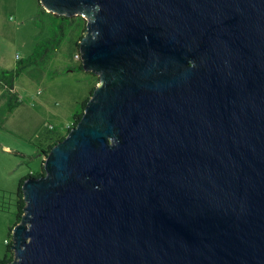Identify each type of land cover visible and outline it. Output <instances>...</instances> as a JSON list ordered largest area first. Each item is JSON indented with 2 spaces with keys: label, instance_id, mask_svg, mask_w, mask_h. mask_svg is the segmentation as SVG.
Listing matches in <instances>:
<instances>
[{
  "label": "water",
  "instance_id": "1",
  "mask_svg": "<svg viewBox=\"0 0 264 264\" xmlns=\"http://www.w3.org/2000/svg\"><path fill=\"white\" fill-rule=\"evenodd\" d=\"M39 2L99 81L5 264H264V0Z\"/></svg>",
  "mask_w": 264,
  "mask_h": 264
},
{
  "label": "rangeland",
  "instance_id": "2",
  "mask_svg": "<svg viewBox=\"0 0 264 264\" xmlns=\"http://www.w3.org/2000/svg\"><path fill=\"white\" fill-rule=\"evenodd\" d=\"M44 19L38 0H0V190L8 193L17 190L21 178L41 172L44 156L40 155V146L45 145L49 130L65 131L72 124L74 113L89 97L95 79L84 70L65 72L81 62L75 55L76 26L53 53L50 63L44 67L26 66L14 77V91L5 86L11 74L3 76L2 72L15 71L35 43L47 36L46 27L40 28ZM11 94L22 103L9 108ZM15 212L12 204L7 211H0V224L6 223L0 229V259L12 240L9 227L15 221Z\"/></svg>",
  "mask_w": 264,
  "mask_h": 264
},
{
  "label": "trees",
  "instance_id": "3",
  "mask_svg": "<svg viewBox=\"0 0 264 264\" xmlns=\"http://www.w3.org/2000/svg\"><path fill=\"white\" fill-rule=\"evenodd\" d=\"M39 2V0H38ZM39 7L41 14L44 15L47 20H43L41 22L40 28L48 30L47 36L39 41H37L33 47L32 52L29 54V56L19 62V67L13 71L12 73L9 72H2L3 76L10 75L9 83L6 81L5 86L8 87L9 90L14 91L13 88V81L14 77H17L19 73L26 67V66H37V67H44L46 64L50 63L52 59L53 53L58 49L62 44H64L68 33L71 29L75 28L77 26V40H76V48L77 52L79 53V43L83 38V35L86 30V23L87 20L81 16H65V15H59L55 14L53 12L46 11L42 5L39 2ZM75 54V55H76ZM81 61V60H80ZM75 70H82V64L81 62L78 64V66H70L66 68L65 72H71ZM59 71H52L50 72L51 75L58 73ZM89 75L95 77V79L99 80V77L93 73L87 72ZM93 81V87L90 91V95L92 94L95 86L96 81ZM89 97L81 102L80 106H78V109L73 115V122L70 126L65 128V131L56 130L54 128L49 130V133L47 135V140L44 146H40L41 153L40 155L46 156L54 144L62 140L65 135L68 133V131L77 124V122L80 120L84 108L86 106V103L88 101ZM22 103L21 100L16 96H13L12 94L9 96V102L8 106L9 108H12L15 104ZM42 170L40 173H29L27 176L23 177L19 181L18 188L13 193H8L6 191L0 190V211H7L9 206L12 204L15 207V221L14 223L9 227V235L12 238V229L15 224H17L22 217V214L24 212V206H25V200L23 198V192H22V184L27 177H33L38 176L44 173V160L42 161ZM12 240L8 242L7 244V250L3 258L0 259V264H5L9 260L13 258V251L11 249Z\"/></svg>",
  "mask_w": 264,
  "mask_h": 264
},
{
  "label": "crops",
  "instance_id": "4",
  "mask_svg": "<svg viewBox=\"0 0 264 264\" xmlns=\"http://www.w3.org/2000/svg\"><path fill=\"white\" fill-rule=\"evenodd\" d=\"M4 148L8 149V146L5 145ZM4 227H6L5 221L1 222L0 229L2 230V228H4Z\"/></svg>",
  "mask_w": 264,
  "mask_h": 264
},
{
  "label": "built area",
  "instance_id": "5",
  "mask_svg": "<svg viewBox=\"0 0 264 264\" xmlns=\"http://www.w3.org/2000/svg\"><path fill=\"white\" fill-rule=\"evenodd\" d=\"M76 58L80 59V53L76 54Z\"/></svg>",
  "mask_w": 264,
  "mask_h": 264
}]
</instances>
